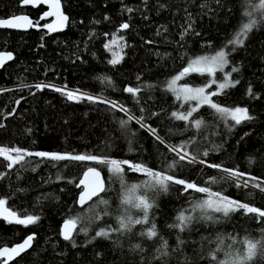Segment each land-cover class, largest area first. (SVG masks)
Listing matches in <instances>:
<instances>
[{
    "label": "trees",
    "instance_id": "16d2710c",
    "mask_svg": "<svg viewBox=\"0 0 264 264\" xmlns=\"http://www.w3.org/2000/svg\"><path fill=\"white\" fill-rule=\"evenodd\" d=\"M60 4L68 19L62 28L49 31L43 25L52 20L44 18L47 8L42 4L0 0V19L27 15L33 21L27 32L0 29V52L14 54V60L0 70V147L33 153L94 154L165 172L177 159L165 143L191 141L189 152L206 163L185 161L170 174L264 210V192L251 186L237 187L235 180L211 184V178L225 174L207 167L218 164L264 181V24L249 33L243 47L233 49L227 44L247 19L245 0H60ZM123 23L129 27L120 29ZM114 34L123 42L121 61L116 65L109 63L105 49ZM222 47L229 53V63L222 71L212 76L192 73L180 83L213 93L220 90L217 85L224 82L225 74L231 73L229 80L239 82L210 99L220 107L248 109L254 119L235 125L207 104H201L190 117L203 122L198 129L172 118V112H185L197 104L177 99L168 89L169 82L191 60L211 57ZM233 67L239 71L232 72ZM213 80L216 83L209 85ZM43 83L65 90L43 85L36 88ZM126 87L139 91L129 93L124 91ZM68 91L77 96L88 94L94 102L69 99L64 94ZM128 115L143 117L145 127L134 119L122 129L119 121ZM149 127L156 129L164 143L149 132ZM204 151H208L206 157L202 156ZM26 161L9 169L0 157V199L5 200L4 206L20 219L39 217L26 225L0 220V249L35 235L31 249L10 264H216L210 253L217 248L218 237L224 245L235 241L236 248H242L245 239L264 240V220L243 210L228 217L216 213L218 222L199 220L184 232L169 228L181 210H190L193 202L207 198V194L193 190L183 193V186L175 184L167 193L148 192L155 204L149 210L148 223L135 225L126 234L96 237L97 231L118 226L125 185L142 184L150 179L147 174L124 165L121 184L120 177L107 166L91 161H52L35 156L26 157ZM89 167L103 174L106 191L79 209L77 185ZM143 191L138 189L137 194ZM101 199L108 205L100 204ZM94 214L101 218L92 219ZM130 214L143 217L140 209L132 208ZM191 214L196 216L199 210ZM77 218L73 239L62 240L61 225ZM152 222L158 236H141ZM178 235L184 244L177 251ZM161 237L167 241L169 253L162 261L157 259ZM137 243L143 251L133 249ZM215 254L224 259L222 251ZM250 264H264V258L257 256Z\"/></svg>",
    "mask_w": 264,
    "mask_h": 264
},
{
    "label": "snow or ice",
    "instance_id": "6c2138e0",
    "mask_svg": "<svg viewBox=\"0 0 264 264\" xmlns=\"http://www.w3.org/2000/svg\"><path fill=\"white\" fill-rule=\"evenodd\" d=\"M39 3H48L49 7L52 9L49 12L44 13V16L56 15L58 18V22L55 24H44L43 27L49 29V31H56L63 25V22L68 18L63 15L62 12L59 11L60 4L59 0H22L23 5H36ZM246 10L244 12V17H246V21L242 22L239 25V30L235 33L234 37L228 39L227 44L231 45L233 49L236 47H243L244 41L248 37L249 33H251L258 24H264V0H245ZM128 12H131L132 9H126ZM108 19V17H105ZM38 25V22H37ZM32 27L33 22L27 16H13L11 19H0V27L7 28H20V27ZM120 29H127L129 27L128 23H123L120 26ZM190 27V25H189ZM159 34V33H158ZM109 47L108 44L105 45L107 49ZM228 52L224 50L222 47L218 50L215 55L209 56H198L195 59L191 60L189 66L183 69V72L180 75L174 77L168 84V89L175 92L177 94V99L183 97L185 101L197 100L198 103L194 107L188 108L185 112H172L171 117L177 120L185 121L186 124L190 127L200 128L202 125V121L198 119H190L193 113L197 111L200 104H207L212 109H214L217 113H219L222 117L230 118L235 122V125L241 124L243 121L254 119L248 114V109L242 107H235L232 109L226 107H220L216 103H214L210 96L217 95V92H213L210 94H205L204 87L198 88H190L187 85L175 88L174 85L176 81L181 79L183 76L188 75L190 72H207L210 76L214 75L217 70H223L224 66L229 63L227 56ZM5 59H12L11 53H0V64H3ZM121 61V57H119L115 52L113 53V59L109 61L110 64L116 65ZM239 68L233 67L232 72H238ZM231 73L225 74V79L223 83L218 84V88L223 90L228 87L234 86L235 83L239 81H231L229 80ZM106 79V78H105ZM110 83V81H109ZM212 83H216L215 80ZM43 87L42 85H36L37 89ZM56 91H61L59 88H55V86H51ZM124 91L135 94L139 91V89H134L133 87H126ZM249 94H252L251 87L248 89ZM69 99H87L90 102H94V97L88 94H80L77 96L74 92L68 91L64 93ZM19 103V101H17ZM110 106L117 107L114 101H108ZM121 111L127 112L122 106H119ZM15 111V110H14ZM152 115H156L153 113ZM136 120L137 123L140 124L141 127H145L144 118L143 117H133L132 115H128L127 119H122L119 121V124L122 129H126L129 121ZM0 127H3L0 124ZM149 132L159 140L160 143H164L163 138L159 137L156 133V129L148 128ZM191 141H186L179 145H167L168 151L176 154L177 159H174L172 163L167 166V171H153L146 166L141 164H132L131 162L124 160L120 161L117 159H110L108 157H100L94 154H69V153H47V152H30L21 148H7L0 147V156H2L6 161H8L7 167L9 169L13 168L14 165L20 162H25L26 157H41L47 158L52 161H91L97 164H102L108 167L109 171L114 175L119 176L121 180V184L124 183L123 176L121 175L124 172V165H127L134 172H142L146 173L150 178L142 184H131L130 186L125 185V191L123 196L121 197V206L124 209L117 216V227L110 229H101L95 233L96 237H103L105 239L109 238L112 232H119L121 234H126L131 232L135 225L148 223L149 222V210L155 206L154 200L148 196V192L152 191L157 194L160 192L167 193L169 191V187L171 184L181 185L183 186V193H187L189 190H193L198 193L207 194V198L199 201H195L192 204L190 210L185 209L181 210L176 217V220L173 224L168 225L169 228L178 229L179 232H184L188 229L189 225L193 224L196 221L204 220L212 223L218 222V218L214 215L216 213H222L223 217H228L230 213L236 212L238 210H243L248 214H255L257 218L264 220V210L258 207H254L249 205L248 203L239 202L233 199H230L220 192H214L209 187L206 186H198L197 183L188 182L184 179H180L175 177L173 174H170L171 169L176 166H179L182 162H187L188 164L200 163L205 164L206 161L203 159H199L198 155L191 154L188 150V144ZM12 153H15L13 156ZM208 151H204L202 156H207ZM249 163H252V160H249ZM207 167L215 168L225 175L220 178H211L209 183L215 184L218 183L219 180H235L237 187H253L258 188L261 192H264V181H260L259 178L251 177L248 174L240 173L235 169H228L222 167V165L218 164H207ZM34 170V169H33ZM91 175L94 177V182L89 185L85 182V180H81L77 187L81 185L84 186L83 190L79 194V203L84 204L85 202L92 200L94 196H97L101 192L106 191V187L104 182L100 179V172L97 171L95 167H89L87 171L84 173L85 177ZM248 175L247 179H243ZM59 179V177H58ZM71 182V181H69ZM138 189H144L141 194H137ZM182 193V194H183ZM100 204L105 206L108 205V201L105 199H101L99 201ZM5 200L0 199V216H3L4 219L9 220V222H15L19 224H31L35 223L39 217L27 215L23 219L17 217V214L14 211H8L4 208ZM132 208L140 209L143 212L142 218H134L130 211ZM199 210V214L193 216L192 212H197ZM209 210H211L209 212ZM104 214H108L105 211ZM101 216L99 214H94L92 219L99 220ZM79 222V218L77 219H68L64 221V225L61 230V235L63 239L66 241H70L73 239V232L77 227ZM82 231L87 232V229H82ZM141 236H146L148 239H152L158 236V232L156 229V225L154 222L151 223V227L147 229V231H142L140 233ZM33 239L32 236H29L27 239L23 241L22 244L17 245L16 247L10 250L3 249L0 251V256H3L5 253H9V259L12 254L19 255L23 252L28 246H30V242ZM163 240V238L161 237ZM74 243V241H73ZM242 248H236L235 241L233 244L224 245L223 238H217V248L210 253L211 259L216 262V264H250L253 259L257 256L260 258H264V240H255V239H245L242 242ZM184 244V240L177 236V248L174 250H179L180 245ZM134 250L143 251L141 245L139 243L133 245ZM168 243L166 240H163L162 244L159 248H157V252L159 256L158 260H164L165 257L169 255L168 251ZM223 252L224 259H218L216 252Z\"/></svg>",
    "mask_w": 264,
    "mask_h": 264
},
{
    "label": "water",
    "instance_id": "95a60500",
    "mask_svg": "<svg viewBox=\"0 0 264 264\" xmlns=\"http://www.w3.org/2000/svg\"><path fill=\"white\" fill-rule=\"evenodd\" d=\"M39 4H42L43 6H45V7L47 8V11H46V12H49V11L52 10V9L49 7V4H48V3H39ZM59 4H60V0H59ZM36 5H37V4H36ZM27 6H34V5L29 4V5H27ZM59 11L63 13V11H62V7H61V4H60ZM46 12H45V13H46ZM63 15H64V14H63ZM18 16H27V15H18ZM27 17L32 21V19H31L29 16H27ZM11 18H12V17L7 18V19H11ZM44 18H46V19H52V20H56V21L58 22V18H57V16H56L55 14H54V15H51V16H44ZM32 22H33V21H32ZM65 23H66V21L63 22V25H65ZM30 28H31V27H28V26H24V27H20V28H7V27H0L1 30H10V31H15V32H27ZM0 53H11V52H0ZM11 54H12V59H10V60H9V59H5V61L3 62V64H0V70H1L3 67H5L7 64H9L10 62H12V61L14 60V54H13V53H11ZM182 72H183V71H182ZM86 171H87V170H86ZM86 171H85V172H86ZM97 171H99V170L97 169ZM85 172H84V173H85ZM99 172H100V171H99ZM84 173L82 174V176H81V178H80V181L83 179V180H85V182H86L87 184L91 185V184L94 182V179H95V178L92 177L91 175H89L88 177H85V176H84ZM100 179H101V180L104 182V184H105L104 177H103V174H102L101 172H100ZM80 181H79V183H80ZM79 183H78V184H79ZM78 188L80 189V192H81V191L83 190L84 186L81 185V186L78 187ZM80 192H79V194H80ZM102 194H103V192L99 193L97 196H94V197L92 198V200H89V201L85 202L84 204H80V203H79V195H78V198H77V201H76V205H77V207H78L79 209H81V208L87 206L89 203H91L94 199L98 198V197L101 196ZM4 208H6V207L4 206ZM6 209H7V208H6ZM0 220L3 221V222H6V223L19 224V223H15L14 221H13V222H9V220L4 219L3 216H0ZM63 225H64V223L61 225V228H60V235H61V230H62ZM74 231H75V230H74ZM73 234H74V232H73ZM29 236H32V237H33V239H32L31 242H30V246H28V247H27L23 252H21L19 255L12 254L11 258L9 259V253H10V250H11L12 248L16 247L17 245L22 244L23 241H24L25 239H27ZM29 236H27L22 242H20V243H18V244H15V245H13V246H11V247H3V248L0 249V251H2L3 249H8V250H9V253H5L3 256H0V260H2V264H10V263H12L13 261H15L16 259H18L20 256L24 255L25 253H27V252L31 249V247H32V245H33V240H34V238H35V235L32 234V235H29ZM61 238H62V240H64L62 235H61ZM64 241H66V240H64Z\"/></svg>",
    "mask_w": 264,
    "mask_h": 264
},
{
    "label": "rangeland",
    "instance_id": "374dc122",
    "mask_svg": "<svg viewBox=\"0 0 264 264\" xmlns=\"http://www.w3.org/2000/svg\"><path fill=\"white\" fill-rule=\"evenodd\" d=\"M57 23V21H52L50 24H54V26H55V24ZM63 27V25L61 26V27H59V29L60 28H62ZM106 44H108L109 45V47L106 49L107 50V52L109 53V55H110V60L111 59H113V53L115 52L119 57H122V48H123V42H122V39L120 38V36H118V34L116 35V34H114L113 35V37L111 38V40L109 41V42H107ZM105 44V45H106ZM218 71V70H217ZM192 73H200V72H190L188 75H191ZM204 73H206V74H208L207 72H204ZM200 74H202V73H200ZM188 75H186V76H183L181 79H179V80H177L176 81V84L174 85V87L175 88H180V87H183V86H185V84H182V83H180L182 80H184ZM219 84V83H218ZM209 85H213V83L212 82H210V84ZM188 86V85H187ZM218 86V85H217ZM188 87H190V88H197V87H191V86H188ZM205 89V94H210V92H208L207 91V88H204ZM222 90H218L217 91V93H219V92H221ZM72 92V91H71ZM78 95H80L79 93H78ZM210 98H211V96H210ZM180 99H182V97L180 98ZM183 100V99H182ZM183 101H185V100H183ZM190 101H192V102H195L196 104L198 103V101L197 100H190ZM201 104H203V103H201ZM200 104V105H201ZM165 145L167 146L168 144H166L165 143ZM13 155V154H12ZM14 156V155H13ZM0 157H2V156H0ZM3 158V157H2ZM4 159V158H3ZM5 160V159H4ZM8 162V161H7Z\"/></svg>",
    "mask_w": 264,
    "mask_h": 264
},
{
    "label": "built area",
    "instance_id": "2783aa9c",
    "mask_svg": "<svg viewBox=\"0 0 264 264\" xmlns=\"http://www.w3.org/2000/svg\"><path fill=\"white\" fill-rule=\"evenodd\" d=\"M41 85H43V86H48V87H51V86H53V85H50V84H41ZM55 86V85H54ZM55 88H59V89H62V90H65L64 88H61V87H58V86H55Z\"/></svg>",
    "mask_w": 264,
    "mask_h": 264
},
{
    "label": "flooded vegetation",
    "instance_id": "af4514ba",
    "mask_svg": "<svg viewBox=\"0 0 264 264\" xmlns=\"http://www.w3.org/2000/svg\"><path fill=\"white\" fill-rule=\"evenodd\" d=\"M37 5H39V4H37ZM37 5H34V6H37ZM52 20V19H51ZM52 21H56V20H52ZM25 239V238H24ZM35 239V238H34ZM2 261V260H1Z\"/></svg>",
    "mask_w": 264,
    "mask_h": 264
}]
</instances>
